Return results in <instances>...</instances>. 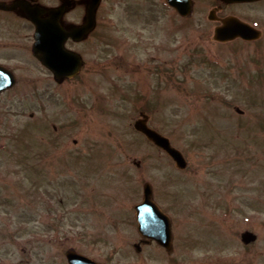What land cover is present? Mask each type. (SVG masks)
<instances>
[{"label": "rangeland", "instance_id": "1", "mask_svg": "<svg viewBox=\"0 0 264 264\" xmlns=\"http://www.w3.org/2000/svg\"><path fill=\"white\" fill-rule=\"evenodd\" d=\"M210 7L185 18L160 1L158 30L145 34L153 45L122 43L115 59L101 39L98 71L56 85L52 98L25 92L21 112L0 115V219L19 221L28 264L82 243L113 251L117 264H264V36L219 44ZM233 9L259 15L264 30L263 4L222 12ZM122 25L98 32L125 38ZM139 108L185 153L186 169L135 129ZM145 181L173 218L176 253L135 248ZM245 230L258 238L244 244Z\"/></svg>", "mask_w": 264, "mask_h": 264}, {"label": "flooded vegetation", "instance_id": "2", "mask_svg": "<svg viewBox=\"0 0 264 264\" xmlns=\"http://www.w3.org/2000/svg\"><path fill=\"white\" fill-rule=\"evenodd\" d=\"M91 0H0V115L19 113L22 111L24 96L30 91L36 99H41L45 94L50 97L54 96L55 86H65L70 80L80 77L86 71L96 72L102 66L99 57V41H106L104 46L115 51V59H118L122 50L118 48L123 43V47L129 44V48L134 49L142 47L149 42L153 45L155 36L146 37L148 30L154 32L158 30L160 21L158 5L161 0H100L97 5V22L94 29L76 39L72 37H61L62 28L71 30L73 26H80L86 22L88 4ZM167 3V0H162ZM193 10L197 7L211 5L209 12H213L214 21L220 24L223 17L236 14L247 21L259 20V15L250 16L247 12L223 13L226 5L233 4H254L264 5V0L254 1H225V0H191ZM203 4V5H201ZM147 6V7H146ZM63 8L62 11L59 9ZM107 8V10H106ZM120 9L121 15H113ZM106 10V11H105ZM192 14L185 18H190ZM210 17V16H209ZM252 17V18H251ZM115 20V21H114ZM117 21V22H116ZM122 23L126 26L125 38L114 36L107 31L98 32L101 25ZM43 28V36L40 37L38 26ZM41 38V39H40ZM124 39V40H123ZM153 47V46H152ZM156 49L158 48L155 44ZM64 48L78 52L82 61H84L81 70L74 78L65 77L57 79L56 73L50 66L42 61L43 58L58 65L64 56ZM92 51L93 57H89ZM126 53V51H125ZM123 58L124 54H120ZM148 57L155 68L154 74L160 75L158 65V55L151 53ZM127 56L124 58L127 60ZM54 61V62H53ZM125 68V72H131V63L120 64ZM119 66V64H118ZM139 67V65H137ZM161 90V87H159ZM145 97V96H144ZM143 96L136 97L135 102L151 103ZM145 100V101H144ZM41 102V101H39ZM140 106V105H138ZM137 106V107H138ZM146 111L139 108L136 112L141 114ZM147 112V111H146ZM1 120V118H0ZM135 220V213L133 214ZM0 224L5 234L0 235V264H28L29 258L23 257V252L27 254L32 250L20 246V225L15 218L0 219ZM132 226L138 227V221L131 223ZM12 226V228H11ZM83 229V228H82ZM80 229V231H82ZM82 234L85 235L84 232ZM140 243V244H138ZM94 253L91 252V246L86 243L71 244L67 247L54 252L53 256L47 257V264H89L87 258L95 264H117L115 254H103L100 248L95 247ZM139 245V246H138ZM159 246L168 253H176L175 240L172 247L168 250L165 246L157 243L155 240L147 238L139 239L135 243L138 252L152 246ZM14 247L11 248V247ZM31 256V254H30ZM84 256L87 257L84 259ZM32 257V256H31Z\"/></svg>", "mask_w": 264, "mask_h": 264}, {"label": "water", "instance_id": "3", "mask_svg": "<svg viewBox=\"0 0 264 264\" xmlns=\"http://www.w3.org/2000/svg\"><path fill=\"white\" fill-rule=\"evenodd\" d=\"M171 4H173L178 10L183 14H188L190 12V3L187 0H169ZM96 5L97 0H93L89 4L88 14L86 16L87 22L83 24V26L75 27L72 31L67 32V36L71 35L72 37H81L91 29H93L96 17ZM223 25L218 26L215 30V39L219 41L232 40L235 37H242L246 39H256L261 36V32L254 29L251 25L246 22H241L236 17H229L223 20ZM79 56L74 53H66L62 59L61 65H56L54 67L55 73H57L58 78H62L64 76H74L75 73L80 68ZM136 127L141 132L146 133L148 138L151 141H154L155 144H158L162 149H165L168 154H170L174 160H176V164H178L181 168H186L187 160L184 154L177 148L172 145L170 139L164 135L159 133L154 128L149 127L147 122V117L141 118L136 121ZM153 189L149 183L145 184V200L144 202L136 205L137 209V217L140 221L139 230L143 235H148L156 240H159L160 243L170 246L172 243V229L170 218L158 207L157 203H155L153 197ZM163 221L164 223H159L158 221ZM151 221H157L155 225H150ZM243 240L246 243L254 241L257 236L251 231H244Z\"/></svg>", "mask_w": 264, "mask_h": 264}]
</instances>
